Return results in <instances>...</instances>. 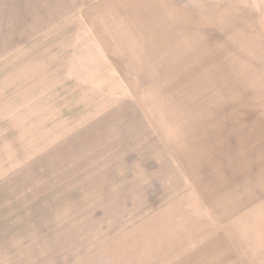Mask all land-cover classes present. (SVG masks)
<instances>
[{
  "label": "rangeland",
  "instance_id": "1",
  "mask_svg": "<svg viewBox=\"0 0 264 264\" xmlns=\"http://www.w3.org/2000/svg\"><path fill=\"white\" fill-rule=\"evenodd\" d=\"M0 264H264V0H0Z\"/></svg>",
  "mask_w": 264,
  "mask_h": 264
}]
</instances>
